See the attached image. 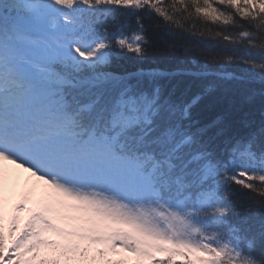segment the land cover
<instances>
[{"label": "snow or ice", "instance_id": "obj_1", "mask_svg": "<svg viewBox=\"0 0 264 264\" xmlns=\"http://www.w3.org/2000/svg\"><path fill=\"white\" fill-rule=\"evenodd\" d=\"M0 264H264V0H0Z\"/></svg>", "mask_w": 264, "mask_h": 264}, {"label": "trees", "instance_id": "obj_2", "mask_svg": "<svg viewBox=\"0 0 264 264\" xmlns=\"http://www.w3.org/2000/svg\"><path fill=\"white\" fill-rule=\"evenodd\" d=\"M165 67H167V65H165ZM199 111L205 119H211L213 116V113L206 108H201Z\"/></svg>", "mask_w": 264, "mask_h": 264}]
</instances>
